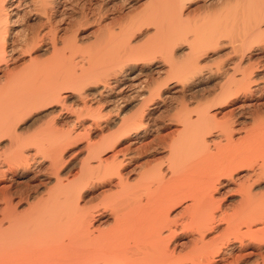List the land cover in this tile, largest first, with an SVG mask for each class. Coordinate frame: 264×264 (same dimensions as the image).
I'll list each match as a JSON object with an SVG mask.
<instances>
[{"label": "bare ground", "instance_id": "obj_1", "mask_svg": "<svg viewBox=\"0 0 264 264\" xmlns=\"http://www.w3.org/2000/svg\"><path fill=\"white\" fill-rule=\"evenodd\" d=\"M206 1L0 0V183L56 184L1 186L0 264H264V0Z\"/></svg>", "mask_w": 264, "mask_h": 264}, {"label": "rangeland", "instance_id": "obj_2", "mask_svg": "<svg viewBox=\"0 0 264 264\" xmlns=\"http://www.w3.org/2000/svg\"><path fill=\"white\" fill-rule=\"evenodd\" d=\"M118 1H121V2H118ZM206 1V0H205ZM207 2V7H205V8H199V9H195L194 11L195 12H197V13H195V12H193V15L191 14L190 16H189V18L190 19H194V20H197V19H199L200 17H202V16H204L205 14H207V12L210 10V7L212 6V8H213V5H212V3H209L208 1H206ZM125 3V4H124ZM118 4V5H117ZM117 7L118 8H121V4H124V6H125V13H127V14H125L124 16H126V17H130V16H133V15H135L136 13H138V12H140L141 11V7H142V5L144 4V0H124L123 1V3H122V0H117ZM208 4H209V6H208ZM210 4H211V6H210ZM208 7H209V9H208ZM124 10V9H123ZM198 10V11H197ZM205 10L207 11L206 13H205ZM215 9H211L210 10V12L211 11H214ZM195 13V14H194ZM125 18V17H124ZM125 21V20H124ZM123 21V22H124ZM120 22V21H119ZM91 31H93V32H95V30L94 29H88V30H86V32L84 33V36H85V38L84 39H87L88 37H89V35L88 34H90V33H93V32H91ZM87 36H86V35ZM91 35V34H90ZM87 37V38H86ZM90 41H93V40H90ZM87 44H90L89 43V41H87L86 42ZM84 46H85V43H84ZM216 62H214V63H209V65H208V67L210 66V64H212V66H210V67H214L216 64H215ZM206 65V64H205ZM205 65H204V67H205ZM207 67V66H206ZM205 67V68H206ZM216 67V66H215ZM72 106H75V104L73 103L72 104ZM58 107L59 106H57V108H56V106H53L51 109L49 108V109H47V110H44V111H42V113L40 112L38 115H39V121L37 122V124L36 125H32L31 126V128L30 129H27V130H25L26 132H22V135H32L35 131H37V130H40V129H43V128H46V126H50V124L51 125H53V124H55L56 123V126H57V129H59V130H62V131H74V132H76V133H83L82 131V127H85L84 125H86L87 126V124H88V122L89 121H87V120H85L86 122L84 123V122H80V124L78 125L77 123L75 124V127H77L76 129H75V127L73 128V127H70L69 126V124H72V125H74L73 123H72V121L71 122H69L70 121V119L72 120V118L71 117H75L76 116V113H74V112H72V113H74L75 115H73L72 113H71V110L69 109V113H67L66 115H67V117H65L66 115L65 114H60V115H57L58 114ZM56 108V109H55ZM78 107H74V108H71L72 109V111H76V110H78L77 109ZM79 109H81L80 107H79ZM52 110V111H51ZM53 110H55V111H57V112H53ZM51 111V112H50ZM49 112V113H48ZM76 112H78V111H76ZM49 115H48V114ZM52 113V114H51ZM56 113V114H55ZM125 113H128V112H125ZM69 114L71 115V116H69ZM78 114V113H77ZM44 115V116H43ZM51 115V116H50ZM117 115V114H116ZM43 116V117H42ZM69 116V117H68ZM73 117V118H74ZM111 117H114L115 118V116H114V114L111 116ZM117 117V116H116ZM63 118V119H62ZM68 118V119H67ZM67 120H69L68 122H67ZM65 123V124H64ZM84 123V124H83ZM21 124V125H20ZM83 126H82V125ZM23 122H19L18 124H17V129L19 130V128L18 127H23ZM66 125V126H65ZM77 125V126H76ZM81 125V127H78V126H80ZM41 126H43V127H41ZM71 128V129H70ZM72 128H73V130H72ZM86 129H88V128H86ZM78 130H81V131H79L78 132ZM20 131V130H19ZM66 131V132H67ZM33 132V133H32ZM32 133V134H31ZM78 138H81V140H82V137H77L76 139L77 140H75L74 142H76V141H79L78 140ZM83 142V144L82 143H79V145L77 144H74L75 146H77V147H75L74 145H70L71 146V149H67V153H68V156H70L68 159H66L65 160V164H63V167H62V171H61V174H63L62 176H63V178H65V180L66 179H73L74 178V176H75V174H77V175H79L78 173V171L80 170V168L79 167H81V161L83 160V152H80L79 150L81 149V151L83 150V148H84V143H85V141L84 140H82ZM72 146H74V147H72ZM82 146V147H81ZM81 147V148H80ZM76 148V149H75ZM79 151V152H78ZM75 152H77L78 153V155H77V153H75ZM1 153V152H0ZM71 153H73V154H75V156L73 155V154H71ZM69 154H71V155H69ZM111 154H112V152L110 153H108L107 155H110L111 156ZM73 155V156H72ZM67 156V157H68ZM82 156V157H81ZM73 157H76V158H73ZM81 157V158H80ZM2 160H3V157H0ZM72 158V159H71ZM77 158H79V159H77ZM0 159V160H1ZM81 159V160H80ZM164 159H165V156H161V155H159V159H158V161L156 160L155 162H157V163H160V162H162V161H164ZM77 161V162H76ZM80 162V163H79ZM31 165V164H30ZM80 165V166H79ZM31 170H30V172L31 173H33V172H35V173H33L34 175L33 176H31V175H26V174H20L19 172H13L14 174H19L18 176H16V175H14L13 173V175H14V177H13V175H11L9 178H7V179H5V180H7L6 182H5V180L2 182V183H0V187L1 186H3V188L4 187H7V190H8V192L10 191L9 189L11 188V187H13V188H11V190H14L13 192H15L14 194H17V193H19V194H22V193H24V194H34L35 192H37L38 191V193L39 194H42V193H46V191L48 190V188L50 187V188H53V187H55L54 185H56V184H54V180H55V178L53 177H51V178H43V177H41V174H43V173H41V172H38V166H36V165H33V166H31V168H30ZM34 169H36V170H34ZM29 172V173H30ZM21 175V176H20ZM25 175V176H24ZM69 175V176H68ZM20 176V177H19ZM27 176V177H26ZM30 176V177H29ZM67 176H68V178H67ZM36 177V178H35ZM76 177V176H75ZM13 178V179H12ZM28 178V179H27ZM34 178V179H33ZM62 178V179H63ZM9 179V180H8ZM41 179V180H40ZM12 180V181H11ZM14 181H15V183H14ZM49 181V182H48ZM10 183V184H7V183ZM48 182V183H47ZM5 183V184H4ZM46 184V185H45ZM10 187V188H9ZM39 188V189H38ZM2 187L0 188V191L2 192ZM6 189V188H5ZM37 189V190H36ZM85 190H87V191H85V193L86 194H101V193H99L100 192V190L98 189V188H96L95 190L93 189V188H89V189H87V187H86V189ZM31 191V192H30ZM94 191V192H93ZM0 192V193H1ZM12 191H10V193H13ZM27 192V193H26ZM2 194V193H1ZM228 195H229V197H228ZM231 195H233V196H231ZM223 194L221 197H219V199H217L218 201H220V202H222V204H224V207L223 208H225L226 209V212L228 213V214H231V213H233L234 211H233V209H232V205L234 204V203H237V204H234V210H237L239 207H237V209H236V207L235 206H237L239 203H240V201H241V199L239 198L238 199V195L236 194V196H234L235 194ZM258 195H261V194H258ZM240 196V195H239ZM231 197V198H230ZM238 199V201L239 202H234V201H236L237 199ZM100 199V197L98 198V199H94V201L92 202V203H90V204H88V205H86V206H88V207H95L96 208V210L97 209H99L98 211H100V212H104V210L102 209V204H101V199ZM232 199H233V202H231L232 201ZM36 201V200H35ZM230 201V202H229ZM33 203H34V200L32 201ZM100 203V204H99ZM227 203V205H225ZM233 203V204H232ZM230 205V206H229ZM240 205V204H239ZM183 206H186V205H184V204H181V206L179 207V208H177V210H176V212L180 209V211L183 209L182 207ZM232 206V207H231ZM229 207V208H228ZM27 210V207H24L23 209H22V212H25ZM103 210V211H102ZM232 210V211H231ZM230 211V212H229ZM105 215H108V214H110L109 212H106V213H104ZM103 214V215H104ZM247 244V243H246ZM235 249H239V247L237 246ZM253 249V248H252ZM263 252H264V248H263ZM258 257V256H257ZM257 257H255V260L256 261H259V258H258V260H257ZM254 258V257H253ZM253 260V259H252ZM252 260L250 261V262H248V264H255V262L256 261H253L252 262ZM260 262V261H259ZM247 264V263H246Z\"/></svg>", "mask_w": 264, "mask_h": 264}]
</instances>
